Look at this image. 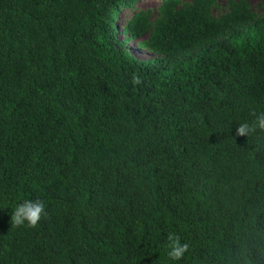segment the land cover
<instances>
[{
    "label": "trees",
    "instance_id": "trees-1",
    "mask_svg": "<svg viewBox=\"0 0 264 264\" xmlns=\"http://www.w3.org/2000/svg\"><path fill=\"white\" fill-rule=\"evenodd\" d=\"M139 1L0 0V264H264V0Z\"/></svg>",
    "mask_w": 264,
    "mask_h": 264
},
{
    "label": "clouds",
    "instance_id": "clouds-1",
    "mask_svg": "<svg viewBox=\"0 0 264 264\" xmlns=\"http://www.w3.org/2000/svg\"><path fill=\"white\" fill-rule=\"evenodd\" d=\"M257 129H264V112L258 113L252 123H241L235 128L237 136L247 137L250 133ZM45 213V204L43 201L26 199L23 202L17 203L11 212V222L13 226L35 227L41 216ZM169 245L167 256L170 261L175 262L180 260L186 249L187 244H181L177 239L169 236Z\"/></svg>",
    "mask_w": 264,
    "mask_h": 264
},
{
    "label": "rangeland",
    "instance_id": "rangeland-1",
    "mask_svg": "<svg viewBox=\"0 0 264 264\" xmlns=\"http://www.w3.org/2000/svg\"><path fill=\"white\" fill-rule=\"evenodd\" d=\"M184 2H189L191 0H183ZM250 8L252 9L253 12H255L256 14H259L262 9H263V5L261 4V0H247ZM226 0H219V8L214 12V15L216 17H218L220 14L223 13V11L225 10L224 8V4H225ZM158 0H141L139 1L136 5H135V11L138 10H142V9H154L158 6ZM132 11L128 10L125 11L123 16L124 18L127 17L129 14H131ZM122 22L119 23V25H121ZM127 49L137 58L143 59V60H148V59H153L155 58L154 55H152L151 53H148L146 51L140 50L138 48L135 47L134 43L131 42L130 44H128Z\"/></svg>",
    "mask_w": 264,
    "mask_h": 264
}]
</instances>
